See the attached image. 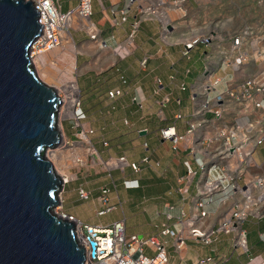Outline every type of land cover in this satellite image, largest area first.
Segmentation results:
<instances>
[{
  "label": "crops",
  "instance_id": "1",
  "mask_svg": "<svg viewBox=\"0 0 264 264\" xmlns=\"http://www.w3.org/2000/svg\"><path fill=\"white\" fill-rule=\"evenodd\" d=\"M54 1L63 12L73 10L79 2ZM166 3L164 22L169 25L165 27L157 17L142 18L133 37L130 34L139 13V0H92L88 23L96 29L98 37L95 39L91 38V31L80 26L81 18L75 17L72 22L70 69L85 113L82 124L85 131L88 128L93 131L92 136L97 133L94 128L96 120L101 122L102 130L106 128V137L97 140L100 148L91 138L102 157H106V184H98L101 193L96 196L100 202L96 210L112 208L108 214L119 208L116 200L111 202L110 188L106 206L100 198L109 176L123 172L126 177L122 180V187L128 193L134 191L140 195L139 206L144 205L146 213L149 211L157 218L150 221L148 230L137 235L156 237L164 242L173 264H195L206 256H213L219 264H264V205L242 223L247 249H235L231 233L213 234L210 244L188 235L194 221L206 229L218 226L219 220L239 198L238 193L233 194L231 183L244 186L253 176H264V140L254 147L246 168L238 170L233 161L234 181L226 179L223 160L214 155L223 146L232 125L252 120L255 130L260 129L264 125V119L259 122L264 110L251 109L248 112L233 107L222 119L213 112L197 113V98L203 96L207 81L220 78L218 89L224 91L239 87L248 74L262 70L260 62H251L243 70L225 67L221 65L220 52L231 47L232 36L241 29L250 28L258 37L264 38V3L260 0H187L179 7H173L171 0ZM122 9L127 10L126 21L121 20ZM194 39L199 41L188 55H184L186 43ZM144 59L145 65L142 63ZM211 64L215 69L208 75L206 70ZM82 78L86 87L92 89L93 119H88L91 115L83 107ZM117 90L120 93L112 97L110 92ZM193 125L196 127L190 131ZM170 126H175L177 133L183 136L178 144L162 136V130ZM63 129L68 136L75 134H68L64 124ZM116 137L118 148L114 145ZM124 143L133 148V156L130 147L123 148ZM120 157H125L128 162H120ZM131 163L139 164V170H135ZM204 163L207 165L206 178L210 181L221 179L226 190L208 197L198 196L201 165ZM99 178L97 176L95 180ZM74 182H67L64 186L61 193L63 206H66L68 184H75L72 200L82 201L78 195L79 187L92 188L90 179ZM228 194L230 196L225 198ZM198 199L205 201V209L209 212L200 220H197ZM117 220H124L127 225L126 216L113 222ZM165 225L183 232L185 245L181 250L175 247V237L161 234Z\"/></svg>",
  "mask_w": 264,
  "mask_h": 264
},
{
  "label": "built area",
  "instance_id": "2",
  "mask_svg": "<svg viewBox=\"0 0 264 264\" xmlns=\"http://www.w3.org/2000/svg\"><path fill=\"white\" fill-rule=\"evenodd\" d=\"M31 1H33L34 7L39 12V23L42 25L41 34L30 47V59L36 71L37 68L34 59L38 58L40 61L43 55L56 50L62 45L65 34H70L72 22L75 17L82 19L80 26L91 31L90 35L92 39L98 37L96 29L92 27V24L88 23L92 14V0H79L77 7L68 12L61 11L59 5L54 0ZM134 1L131 0V2ZM139 1V13H137L136 19L132 23L130 37H133L137 33L142 18L157 17L163 22L165 27L169 25V23L164 22L167 15L165 11L166 0H156L155 3H152L150 0ZM184 1L187 0H171V5L173 7H179ZM120 15L122 21L127 20L126 9L120 10ZM198 41L199 39H194L186 43L183 54L188 55L190 49ZM260 44L263 45L260 46ZM220 54L221 65L225 67H230L234 70H243L251 62H260L262 70L264 71V38L258 37L250 28L237 31L232 36L231 47L228 50H222ZM145 62L146 59L142 63L145 65ZM210 66L206 70V74L208 75L213 73L215 69V65L211 64ZM262 70L260 69L257 73L248 74L239 87L228 88L224 91L218 89L220 78L215 77L207 81L203 87V96L200 99L197 98L199 101V110L197 113L213 112L218 119H222L233 107L246 109L248 112L251 109L264 110V75ZM158 81L160 83V80ZM58 92L63 99L61 92L59 90ZM119 93V90L111 91L110 95L114 97ZM75 99L77 100L75 104L76 116L72 118L74 120V127H78L82 125L85 113L81 108L79 94L75 96ZM180 116L178 114V117ZM249 116L250 114L248 113V118ZM262 117L259 122L264 119V116ZM253 122L252 120H248L244 124L236 123L229 127V134L225 137L223 146L214 153L215 156L223 160V171L226 174V179L230 181H234V175L232 174L233 161L238 165V170L246 168L252 159L254 147L264 140V125L260 129L255 130L256 128ZM195 127L196 125H193L190 131H193ZM90 132L93 131L91 130ZM162 136L172 139L175 144H178L183 138V136L177 133L175 126L164 128L162 130ZM77 161L81 162L82 160L77 158ZM119 161L122 163L128 162L125 157H120ZM131 166L135 170H139V164L131 163ZM201 168L202 172L198 183V196L208 197L215 192L226 190V186L221 179L210 181L206 178V163L202 164ZM67 182L64 181V186ZM231 188L232 191L234 190L233 194L238 193L239 198L234 201L230 211L219 220L216 228L206 229L195 224L194 221L188 232L191 238L200 239L205 244H210L212 243L213 234L226 232L233 234V247L235 249H247L246 231L242 228V223L250 214L263 208L264 176H253L244 186L233 182L231 183ZM108 192H110L109 188H102L100 200L104 206L109 201L108 196H106ZM92 193V190L84 186L78 188V195L81 200L91 199ZM229 194L225 198H228L230 196ZM58 206L61 207L60 210L63 209L62 199L61 204ZM196 207L199 210L197 220L204 219L209 213L205 209V201L198 199L196 201ZM110 210L112 208L99 210L97 211V215H105ZM60 215L69 217L76 222L77 238L86 251L85 264H173L170 261L164 242L158 240L156 237H145L137 234L127 235L124 220H117L109 225H103L80 221L74 215L67 214L63 211ZM161 234L175 237V247L178 251L184 247L185 237L183 232L165 225L161 229ZM145 246L150 247L154 255H147L144 251ZM195 264L219 263L213 256H206L200 258Z\"/></svg>",
  "mask_w": 264,
  "mask_h": 264
},
{
  "label": "water",
  "instance_id": "3",
  "mask_svg": "<svg viewBox=\"0 0 264 264\" xmlns=\"http://www.w3.org/2000/svg\"><path fill=\"white\" fill-rule=\"evenodd\" d=\"M32 2L0 0V264H85L76 222L54 213L64 179L47 152L62 142V98L30 59Z\"/></svg>",
  "mask_w": 264,
  "mask_h": 264
},
{
  "label": "rangeland",
  "instance_id": "4",
  "mask_svg": "<svg viewBox=\"0 0 264 264\" xmlns=\"http://www.w3.org/2000/svg\"><path fill=\"white\" fill-rule=\"evenodd\" d=\"M260 1L264 3V0H260ZM261 45L263 44H260V46ZM58 49H60L61 51H58ZM68 49L70 52L67 53ZM71 62H72V51L69 45L67 46L66 49H65V46H61L57 48L56 50H54L53 52H49L45 54V59L44 57H42V59H40V63H41L43 72H46L52 78L50 81L46 83L55 86L58 90L60 88L65 89L68 84L76 83L75 80H73L74 77L70 69ZM71 77L73 78L71 79ZM80 85H81V90H82L81 95H82L83 107L91 115L88 117V119H90L92 118V114H94V112L91 111L92 105H93L92 89H90V87L88 86L86 87L84 78L80 80ZM78 94H79V89H78ZM62 95L64 94L62 93ZM60 121L62 122L61 123L62 127L64 124V127L66 128V131L68 132V134H72L75 132L74 135L68 136L65 134V131H64V134H65L64 136L66 137L67 141L65 143V147L62 148V152L64 153L68 152L64 160L66 164L65 166L68 167L67 170L69 171L68 173L70 174V179L68 182L90 179V183L92 185V188L90 190H92L93 193H92V198L89 200H82V201H78L77 199L72 200L71 198L73 196V187L75 185L74 184L75 182L68 184L66 188L67 190L65 192V200H66L67 207L63 206V209L60 210V209H57L59 207L58 206L54 208V213H57L60 215V213L63 211L67 214H75L83 222H91L94 224H103V225H109L113 223L114 220L120 219L126 216L127 235H131L133 233L139 234L140 231L148 230L150 228V225H149L150 221H152L153 218L154 219H157V218H155V216L149 211L146 213L147 210H145L146 208L144 207V205L139 206V197H141L140 195L134 194L133 193L134 191H130V193H128V191H126L122 187V180L126 177L124 176L123 172L121 173L114 172L113 174L114 177L109 176V179L107 180V186H106V188H110L112 190V192L110 193L111 202L115 203V200H116V202L119 203V208L117 210H113L109 212L108 214L104 216L97 215L96 209L97 207H99L100 202L98 201L96 196H98L101 193V187L98 184L100 183L106 184V157L105 156H104L105 158L102 157L101 153L97 150L91 138L96 140L97 147L100 148V144H98L99 142H97V140L98 138L106 137V128H105V131L102 130L101 126H99L101 122L98 123V120H96V122L94 123V128L97 130V133L92 136L93 133L90 132L91 130H89L88 128L87 129L88 131H85L83 124L81 126L74 127V120L72 117L68 115L67 109L65 111L62 110V112L60 110ZM105 124L106 123H104L103 125ZM80 130L82 132H86V135L88 136L90 140L89 143L84 142L82 138H80V135H79L81 133ZM115 140L116 142H114V145L115 143L118 144L117 143L118 137H116ZM60 145H62V142ZM122 145H123V148L130 147L129 148V150L131 151L130 155L131 156L134 155L132 154L133 148L131 146H129L126 143ZM115 147L118 148L120 146L115 145ZM76 149H81V150L78 151ZM87 149H93L92 153L91 151L87 152L86 151ZM75 155L77 156V158H81L82 163L81 162L78 163V161L76 160L77 158L73 157ZM108 164L110 165L109 162ZM97 176H100V178L95 180ZM128 176L129 175L127 174V177ZM115 181L118 187L116 186ZM114 197L115 199H113ZM120 201H122L123 203L122 206H120ZM145 235L147 236L148 233L146 232ZM144 251L149 256L154 255L153 250L148 246L144 247Z\"/></svg>",
  "mask_w": 264,
  "mask_h": 264
},
{
  "label": "bare ground",
  "instance_id": "5",
  "mask_svg": "<svg viewBox=\"0 0 264 264\" xmlns=\"http://www.w3.org/2000/svg\"><path fill=\"white\" fill-rule=\"evenodd\" d=\"M72 43V39H71V36L69 33H66L65 34V38L63 40V43L61 46H65V49L67 48L68 45H70ZM60 46V47H61ZM58 51H61L60 49H58ZM53 52V51H52ZM70 52L69 49L67 51V53ZM66 53V54H67ZM44 59H45V55H43ZM50 58V57H49ZM34 62L36 63V67H37V71L39 74L38 76L41 77L42 80H44L45 82H48L50 81L52 78L49 76V74H47L46 72H43V69H42V66H41V63L40 61L38 60V58H35L34 59ZM59 91L61 92V94L63 93L64 95L63 96V99H62V102H63V106L61 107V112L62 110H68V115L70 117H74L76 116V113H75V104H76V99H75V96L78 94V87L76 85V83H71V84H68L66 86L65 89L63 88H60ZM68 106V107H67ZM61 121H60V129H61V132H62V145H60L59 147L55 148V149H50L48 150L47 152V158L49 160H51L57 171L59 172V174L63 177L64 181H69L70 179V174L68 173L69 171L67 170L68 167H66L65 165V158H66V153L62 152V148L65 147V143L67 141L66 137L64 136V130H63V127L61 125ZM80 138H82V140L86 143H89L90 140L88 138V136L86 135V132H81L80 134ZM85 146V145H84ZM80 148V147H79ZM76 150H81V149H76ZM96 150V149H95ZM77 151V152H78ZM87 152L93 151V149H87L86 150ZM84 152V151H83ZM97 152V151H96ZM84 156V155H83ZM82 156V157H83ZM87 156V155H86ZM73 157H76L77 156H73ZM75 158V159H76ZM85 158V157H84ZM81 159V158H80ZM73 160V159H72ZM77 160V159H76ZM101 160V159H100ZM73 162V161H72ZM79 163V162H78ZM82 163V162H81ZM75 165V164H74ZM79 165V164H78ZM80 166V165H79ZM80 169V168H79ZM57 209H61V207L59 206Z\"/></svg>",
  "mask_w": 264,
  "mask_h": 264
}]
</instances>
